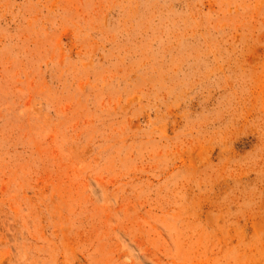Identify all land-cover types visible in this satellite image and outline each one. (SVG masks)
<instances>
[{"label": "rangeland", "instance_id": "obj_1", "mask_svg": "<svg viewBox=\"0 0 264 264\" xmlns=\"http://www.w3.org/2000/svg\"><path fill=\"white\" fill-rule=\"evenodd\" d=\"M0 264H264V0H0Z\"/></svg>", "mask_w": 264, "mask_h": 264}]
</instances>
